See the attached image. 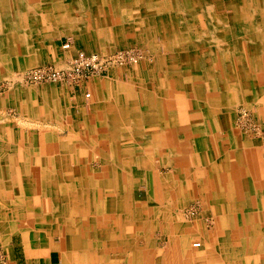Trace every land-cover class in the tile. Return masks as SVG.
Wrapping results in <instances>:
<instances>
[{"label":"bare ground","instance_id":"6f19581e","mask_svg":"<svg viewBox=\"0 0 264 264\" xmlns=\"http://www.w3.org/2000/svg\"><path fill=\"white\" fill-rule=\"evenodd\" d=\"M17 1L23 0H0V37L4 36L0 42L5 45H12L19 34L41 30L38 25L42 18L40 14H35L32 23V18L22 14L25 8L22 13L6 10V4L18 10L15 5ZM66 1L74 4L71 10L79 4V0ZM38 2L52 3L51 22L67 27L66 19L60 21L63 16L59 15L65 0H36V4ZM201 2L208 3L204 0H115L116 23H112L110 29L132 40L138 33L144 37L152 36L151 32L157 33L163 51L158 54L153 52L156 54L155 66L161 69V75L150 74L152 66L140 64L136 68L139 76L133 79L137 83L143 82L146 91L140 95H127L129 106H121L120 116L115 120L105 113L94 116L98 121L91 126L94 132L90 138L105 153L102 163L108 179L85 164L84 173H78L76 167L88 158L87 152L70 142H57L48 131H42V134L30 141L24 137L28 143L24 141L25 145H20L19 149L16 145L11 146L8 156L1 154V240H4V235H7L11 227L23 230L25 234L30 233V238L26 236L29 239L27 243H36L35 255L60 250L59 264H115L110 254H118L119 258L123 255L120 259L126 262H134L138 257V263L154 264L156 258L148 249L153 248V242L148 238L149 229L159 227L162 239H169L174 234L171 233L173 229H186L199 242L194 245L195 254L189 252L185 255L190 261L177 255V244L173 241L170 242L171 252L167 249L168 253H163L160 259L167 260V264H194L202 239L198 233L201 227L170 219L168 209L157 206L165 202L161 193L157 201H149V195L146 194L145 203L137 206L130 204V176L132 167H135L143 171L146 192H156L155 197L161 189L173 185L176 187L174 191L177 193L167 202L170 206L181 200L194 199L199 190L205 208L209 206L218 216L215 232L210 234L207 243L210 250L209 257L204 258L207 262L216 257L236 264L237 250L231 252V248L237 245L235 237H242L244 247H250L253 253L254 262L261 259L264 264V182L257 181V186L251 189L253 193H248L246 181L240 182L238 179V188L245 192L236 196L233 203L230 195L233 190L231 185L226 184L231 174L223 154L224 148L221 147L235 145L232 139H224L228 128L226 117L233 104H257L260 110L264 108V98L260 97L262 87L256 84L264 79V0H253L245 6L226 2L233 22L237 20L238 26L242 27L239 32H229L226 26L211 28L210 18L204 12L207 7H202ZM120 3L124 7H117ZM152 16L161 18L159 26L154 24ZM139 17L143 20L136 21ZM74 18L72 14V22H76ZM194 20L199 22V28H194V32H179L181 21L190 22L191 25ZM97 24L104 26L99 28L101 33L104 32L103 28L107 29L106 23L100 21ZM224 32L228 34L224 35ZM230 33L238 35L231 36ZM219 78L224 81L223 85H219ZM27 97L33 98L29 93ZM104 97V101L109 100V97ZM30 109V106H26L27 113ZM85 136L90 139L87 132ZM155 166L170 167L172 175L163 179L153 178ZM62 176L83 177L80 179L84 188L73 186L70 191L65 188L66 185H61V182L66 183ZM257 199L262 203L257 204ZM117 203L120 204V214H117ZM232 203L238 208V214L225 212ZM153 206L157 208L150 211L149 208ZM221 209L224 210L220 212ZM245 210L252 211L253 217L250 220ZM151 212L156 216L150 220L148 214ZM235 219H238V223L234 222ZM170 220L172 223L168 228L166 222ZM248 222L250 230L245 227ZM19 224L22 227L19 228ZM29 229L33 231L29 232ZM50 230L53 237L46 234ZM134 230H140L144 237L141 252L135 248L136 241L122 240ZM34 231L39 234L35 236ZM204 236L208 237L205 233ZM128 237L132 238L133 235ZM60 242L64 245L62 250Z\"/></svg>","mask_w":264,"mask_h":264},{"label":"crops","instance_id":"0c3cea01","mask_svg":"<svg viewBox=\"0 0 264 264\" xmlns=\"http://www.w3.org/2000/svg\"><path fill=\"white\" fill-rule=\"evenodd\" d=\"M102 1L103 0H79L78 5L81 8H79V6L76 5L77 6L76 9L71 10L74 4H72L71 1L65 0V2L61 4V10H60L59 15L60 17L61 15L63 16V18H60V21H64V18L66 19L65 22L67 23L66 24L67 27H63L61 25L60 31H63V32H59L60 34L58 35V37L57 36L53 37L52 29H51V25H52V22H51L52 12L51 11L53 10L52 3L50 2H48L47 4L44 3L45 4L44 5L43 3H40V2L36 4V0L17 1L15 5L18 7V10H15L14 6H12L13 8H11V6L6 4L7 5L6 10L10 12L19 11L20 13H22L25 8V13H22V14H24V17L32 18L31 20L32 23L35 20L36 13L40 14L42 18L39 19L41 23L38 24L41 29L40 32H29L25 34H19L17 35L18 39L14 40L12 42V45H5L2 43V41L0 42V77H2L3 75H7L10 70L14 71L20 68L21 66H25V65L28 66L38 61L42 62V61L49 60L51 58L52 51H55V49L60 48L59 45L65 41H69L72 46H75V45L79 46L80 44H83V46L87 49H89L90 47V48H93L92 50H100L101 48L108 46L115 38L122 37L124 35L123 33H116L114 32V30L110 29L111 25H113L112 23H116V19H115L116 14H114L115 13L114 6L116 5L115 0H104L103 2ZM251 1L253 0H237V1L236 0H226V1L220 0L219 2H221L220 5L222 6V8H224V4H225V8H224L225 13L220 14V17L226 16V18L223 19V21H217L216 20L217 17H214V16L212 17L213 10L212 11L207 10L206 11L207 16H209L210 22L212 23V24L210 23V27L217 28V27H222L221 25H223L230 29L229 32H232L233 30H235L236 32H239L242 27L238 26L237 20L235 21V23L233 22L234 20L232 18L231 10L226 7V2H230V4L232 2H235L239 5L245 6V5H250L251 3L249 2ZM80 2L82 3L81 5H80ZM204 4L206 6L207 4H210V3L208 2L207 4L206 3ZM118 5L120 6H117V7H120V8L124 7V4L120 3ZM94 6L95 8L93 9ZM41 8L43 9V11ZM72 14L76 17V19L74 18L76 22L71 21ZM152 18H153L152 20L154 24H156V26H159L158 25L159 22L162 21L161 18H159L158 16H152ZM138 19L143 20V18L139 17L136 19V21ZM100 21L103 24L104 23L107 24V29L103 28L104 32L102 33L100 31L101 29L100 27L103 25L97 24ZM215 25L217 26L215 27ZM93 29L95 31L92 33L91 30ZM45 32L47 34L51 32V34L47 35L45 34ZM223 34L226 35L228 33L224 32ZM229 35L237 36L238 34L230 33ZM43 37H46V38H43ZM0 38H4V36H1ZM84 38H91L92 40L95 39L96 41L93 40L92 42H86V40L84 41ZM91 39L89 40L91 41ZM111 39L113 40L111 41ZM151 66L152 67L150 69L152 70L154 69L156 71L155 74L157 73L161 75L160 68L156 67L155 64H152ZM218 70L219 69H216V71ZM219 80H220L219 85H223L224 81L221 80L220 78ZM136 84L138 83L134 82L133 78L129 79L128 81H122L120 79H115V78L94 80L90 83L88 87V89L89 88L90 89L87 91L90 93V96H91L90 102L89 101L82 102L79 99H74L72 101L70 97H67L65 93H62L61 91L59 93L53 91L55 90L54 88L50 89L48 93L43 92V91L40 92V90L38 91L36 89H33L31 91L17 90V91H14L13 93L11 92L12 94H9L6 99H3V98H2L3 100L1 99L3 101V102L1 101V104L5 108L0 109V116H9L7 115V111H12L13 117L22 119L23 122L25 121L24 123L22 122V124L32 125L35 123V125L33 126H39V130H35V129L30 130V129L21 127L20 125H17L18 121H16L15 123L12 122L14 123V125L12 124L13 127L9 128L8 127L9 125L8 126L4 125L8 121V119L7 121H2L3 125L1 126L2 129H0V150L4 152L5 156H7L10 153L9 148L11 146L16 145L17 149H19L20 145H25V142H27V140L25 141L24 137L26 138L28 137L30 141V139H33L35 136L36 137L39 136L42 131H46V130H48L51 133V136L55 138V140H57V142L59 143L70 142L71 145H86L89 143L90 140L88 138L87 139L85 138L86 137L85 133L87 132L90 138L92 135L91 133L94 132L93 129H91V126L95 124L94 116L105 113L104 115L113 116L114 120L118 118V116H120L119 112L121 111L120 110L121 106H125V107L129 106L126 96L127 95L133 96L135 94L141 93V89L139 88V85H136ZM256 84L261 85L263 92L260 95V97L264 98L263 97L264 96V79L258 81V83ZM140 86H144V83L140 82ZM129 91L131 92L129 93ZM23 92H28V93L33 92L36 94V97L29 98L30 96L27 97V94H24ZM55 93L57 95H55ZM104 96L109 97V100H107L108 101L107 104L105 103L106 100L105 101L103 100V98H105ZM68 98L71 100V103H72L71 104L72 106H70V108H67V104L70 103V101H67ZM26 106H30L31 108L28 111V113L26 111ZM19 123L21 122L19 121ZM14 126H15V129H14ZM42 126L44 127V129H41L43 128ZM59 131H62L64 133L66 132V136L64 138L62 137L57 138L56 133H58ZM34 145H36L35 142H34ZM221 147L224 148L223 154L226 159V164L230 171L229 174H231L228 176V180L226 184L231 185V189L233 190V192L232 193L229 192V193L230 195H232L231 197L232 202L235 203L234 198L241 196V194H243L241 192L243 191L245 192L244 189L238 188V186L240 187L239 185L240 183L239 184L236 183L238 179L240 182H243L244 180L246 181L245 188L248 191V193H253L255 185L257 186V181L264 182V173H263L264 172V145H238V143H235V145H228V146L221 145ZM249 165L251 168L249 167ZM244 168H246L247 171L246 169L244 170ZM132 169H133V172H132V175L130 176V182L132 184L131 186L132 191L131 192L129 191V196L132 198L133 203L140 204V202L139 201L137 202L136 200L135 192L139 191L142 188H145L147 191V188L145 187V183H144V175L142 173L143 171L135 167H132ZM249 169L250 170L252 169L251 172ZM243 173L247 175L245 176L243 175ZM80 178L83 179V177H80ZM80 178L78 176H74L73 178L62 176V180L66 183L72 182V181L81 182L82 180ZM145 193L147 194V192ZM201 196L202 195L200 194L199 190H198V193L196 191V197L194 198V200H189L186 206H188L190 202L198 201L200 205V209H201L200 213H204V215H210V214L213 215V212L212 210L209 209L210 208L209 206L205 208V203L204 201L201 200L202 198ZM233 203L230 205L229 209H225V212L227 214L229 213L238 214L239 210L238 208H236V205ZM233 206H235V208H233ZM168 210L169 212H171V214H174L176 212L171 209H168ZM223 210L224 209H221L220 212H222ZM244 212L248 214L247 219H251L253 217L252 211L245 210ZM203 219L204 218L202 217L201 220H197V221L194 220L193 223H201L204 221ZM234 222L238 223V219H235ZM20 227L22 226L19 225V228ZM246 227L250 228L249 222L246 224ZM157 229H160V228H157ZM30 231H33V230L29 229V232ZM209 232L211 234L213 233L211 231ZM8 234L9 232L7 233V237L9 240L0 239L1 240L0 244L6 247L8 245L13 246V242H14L13 237L19 238L16 235H13L10 238L11 234L9 236ZM21 234L30 238V233L25 234L24 232H21ZM38 234L39 233L35 232V236ZM46 234H48L50 237L54 236L51 230L47 232ZM53 240L54 242H56L55 238ZM18 241H19L18 242L19 245L22 246V249L25 252L23 264H59L60 263V257H61L60 250H49L47 254L35 255L34 252L36 249L35 248L36 243L33 242L32 244H29L28 247H26L25 243H23L20 238L18 239ZM163 243L167 245V243L165 242ZM60 247H61V250L64 248V245L61 242H60ZM208 251H209L208 249H204L203 253L206 254ZM212 255L214 256V254ZM20 261H21L20 259H17L15 256L11 255L5 260V263L3 264H20L19 263ZM158 261H159V264H167V260H165L164 258L159 259ZM253 261L254 259L250 261V259H247V257H244V258L240 257V259L236 261V264H252ZM204 262H206V264H235L233 263V261L228 262V259H222V258L216 259V257H214L213 261L210 260L209 262H207L204 259ZM260 262H261V259H259L258 262L256 263L260 264Z\"/></svg>","mask_w":264,"mask_h":264},{"label":"rangeland","instance_id":"374dc122","mask_svg":"<svg viewBox=\"0 0 264 264\" xmlns=\"http://www.w3.org/2000/svg\"><path fill=\"white\" fill-rule=\"evenodd\" d=\"M193 1L197 2L199 0H193ZM204 1L210 3V4H207L205 6V4L201 2L202 7L208 6L207 8L204 9L205 13L207 10H209V11L213 10L212 17L213 16L217 17V19H216L217 21H220V19L226 18V16H222V18H220V14L225 13L224 12L225 11V9H224L225 4H224V8H222V6L220 5L221 2H219L220 0H204ZM143 2H144V0H143ZM140 4L144 5L141 2H140ZM198 6H200V5H198ZM179 9H180V11L183 10L182 8H179ZM221 11H223V12H221ZM227 18H229V17H227ZM169 23H171L173 25L172 22H169ZM189 23L190 22H187V21H181L180 22L181 27H180L179 32H188V31L194 32L195 31L194 28H199V22H196L194 20V21H192L191 25ZM51 26H52L51 28L53 30L52 31L53 37L58 36L59 32H63V31H60V27H61L60 23H52ZM216 26L217 25H215V27ZM221 26H223V25H221ZM218 28H220V27H217V29ZM94 31H95L94 29L91 30L92 33ZM197 31H199V30H197ZM151 33H152V36H150V37H144L143 34L138 33L134 36L133 40L131 38H129V39L124 38L123 36L117 37L114 40L111 39V41L113 40L110 43L111 45H108L107 47H103L100 50H92L93 48H90V47H89V49H87L83 46V44H80L79 46H77V45L72 46L71 45L70 50L65 51L61 48V45L64 42L61 43L59 45L60 48L55 49V51H52L51 58L49 60L42 61V62L38 61V62L33 63L31 65H28V66H26V65L21 66L20 68L14 70V71L10 70L7 75H3L2 77H0V109L5 108L1 104V101L3 99H6L9 94H12L14 91H17V90H22V91L23 90H29V91H31L33 89H36L38 91L40 90V92L43 91V92L48 93L50 89L54 88L55 90H53V91H55L57 93H59L60 91L62 93H65L67 95V97H70V99L72 101L74 99H79L82 102L83 101H85V102L89 101L90 102L91 96L89 98H87V97H85V94L88 93L90 95V93L87 91L90 89V88L88 89V87L92 81L99 80V79H107V78H115V79H120L122 81H128L131 78H137L139 76V73H138L139 71L137 72L136 68L139 67L140 64L145 63V64H147V66H151L152 64H155V60H156L155 55L156 54L153 51H156V53L158 54V52L163 51L162 50L163 48L159 45L160 39H159L157 33H155V32L154 33L151 32ZM89 39H91V38H84V41L85 40H86V42H92L93 40L96 41L95 39H93V40L91 39V41ZM125 49H134V50L139 51L141 53L142 57L137 64L128 65V66H121V67H117V66L113 67L105 75H97V76L90 77L89 79L86 80V82L83 83L82 86H80L78 88L77 87L76 88L71 87V85H68L64 82L60 83V82L46 81V82L39 83V84H29V83H26L25 80L23 81V74L25 73L26 70H28V68L30 69V67L33 68L36 66H40V65H42V63H43V65L45 63L46 64H56V65L64 64L65 61H67L69 58L73 57L77 51H81L84 53L109 54V53H112L114 51H120V50H125ZM162 55H163V53H162ZM155 72L156 71L153 69V70H151L150 74L155 73ZM136 85H139V88L141 89V93L143 91H146L145 86H140V83H138ZM23 93L27 94L28 92H23ZM29 94L32 95L33 98L36 97V94L33 92H31ZM140 94H138V95H140ZM70 99L69 98L67 99V101H70V103L67 104V108H70V106H72ZM105 102H108V101H105ZM259 110L260 109H259L257 104H255V105L254 104L248 105L246 103L233 104V107L230 110L228 118L226 117V124H227L228 128L226 130L227 135L224 137L225 141H227V140L230 141L232 139L231 141L233 143L234 142L238 143V145H264V108L261 109L260 111ZM260 112H261V114H259ZM12 114H13L12 111H7V115H9V116H0V129H1V126L3 125L2 121H7V119H8V121L4 125H7V126L9 125L8 126L9 128L13 127L14 123L16 121H18L17 125H20L21 127H24L26 129H30V130L31 129L32 130H34V129L39 130V126H33V125H35V123L34 124L31 123L32 125H24V124H22V122H23L22 119H18L17 117H13ZM19 121L21 123H19ZM95 121L97 122L98 119L94 118V122ZM12 122H14V123H12ZM14 129H15V126H14ZM41 129H44V127ZM46 131H48V130H46ZM42 133L43 132H41L40 134H42ZM48 133H50V132L48 131ZM65 136H66V132L64 133L62 131H59L58 133H56L57 138H60V137L64 138ZM89 140H90L89 143L86 145H78L79 147H82L85 150V152H87L86 157H88V158L83 159V164L78 165V167H80V171H79L78 167H76V171L80 174H83L84 173L83 167L85 164L86 166L91 168L93 171H95V170L99 171V173L101 174V176L104 179H106V178L108 179L109 177H108V175H106L107 172H105L103 169L104 168L103 163L105 160V153L101 149H99L98 147L95 146L96 144L91 140V138ZM21 151L22 150H20L19 152H21ZM2 153L4 154V152H0V156ZM80 162L82 163V161H80ZM153 170H154L152 172L153 178L155 177L157 179L158 178L163 179L165 177H169L172 175V169L170 167L157 166V168H156V166H155ZM58 178H60V177H58ZM148 179H150V178H148ZM70 180H72V179H70ZM135 182H136V180H135ZM71 183H73L74 185H72ZM61 185H63V186L66 185L65 188L69 189L70 191L73 190V188H74L73 186L78 187L80 189L84 188V184L82 181L81 182L73 181V182H67L64 184L61 182ZM149 185H150V183H149ZM175 188L176 187H174V185H173V187L170 186L169 188H166L163 190L161 189L159 192L157 191L156 197H155L156 192L149 191V192H147V194L149 195V197H148L149 201H151V200L157 201L158 196L161 193V196H163L162 200H164L165 202H164V205H157V206H159L161 209H165V207H166L167 209H171L173 211H176L174 214H171V212L168 213L169 214L168 217L169 218L171 217L170 219L173 220V218H174L177 221L183 222L184 224L185 223H188L191 225L195 224L194 226H196V228L201 227V229H200L201 231L198 233L201 235L202 239L200 238V240H201L200 246H199V248L196 252V255H195L197 260H195V258H194V260L196 262H194V260H193L191 263L194 262V264H206V262L205 263H204V261L201 262V260L204 259L205 257H209L208 255L210 254V250L208 249V246H207V243L209 241V237L211 234L209 231L213 232L215 230V226H216L217 221H218V219H217L218 216H215V213H213V215L212 214L204 215V213H200L201 209H200V205H199L198 201L190 202L188 204V206H186L188 201H183V200H181L180 203L177 202V203L172 204L171 206L168 205L167 202L170 201L172 196L177 193L174 191ZM131 191L132 190H130V192ZM145 192H146L145 188H142L139 191L135 192L136 200L139 201L140 204H143L147 198ZM263 196H264V193H263ZM106 197H108V196H106ZM258 199H260V198L258 197ZM258 199H257V204H260V203H262V201H264V199H263L260 202V201H258ZM191 200H194V199H191ZM130 204H133L135 206L138 205V204H135L133 202H131ZM130 204H129V206H130ZM157 206H153L152 208L150 207L149 210L152 211L155 207L157 208ZM116 209H117V214H120V204L117 203ZM153 216H156V214H153L152 212L148 214V217L150 218V220ZM202 217L204 218L203 222L193 223L194 220H196V221L201 220ZM51 219H52V217H51ZM152 220L154 221V219H152ZM172 220L166 222V226L168 228L171 227ZM248 220H250V219H248ZM132 221H134V220H132ZM19 225H22V224H19ZM197 225H199V226H197ZM12 228L13 227H11V230H9L8 236L11 234L10 235V238H11L13 235H16L22 240L23 243L24 242L27 243V241L29 239L26 236L24 237L23 234H21V232L23 230H20V229L16 230V228H13V229ZM157 228H159V227H155V228L152 227L151 230L149 229V231H148V238H149V240H152V242H153V248L148 247V249L151 252V255L156 258L154 261V264H159L156 260L160 259V256L163 253L167 254L168 253V252H166L167 249H169L168 251L171 252V247H170L171 241H173L177 244V255L179 257L183 258V260L190 261V259H187V257H185V255H187L189 252L193 253L195 250L194 249L195 243L197 242L199 244V242L197 239L194 238L193 235H191L190 232L188 233L189 230L187 231L186 229H183L180 231L179 230L175 231L173 229V231L171 233H174V234L170 235L169 239L168 238L166 239V237H164L165 239H162L161 230L157 229ZM246 229L250 230V228H248V227H246ZM0 230L2 231L1 227H0ZM206 231H208V232H206ZM204 233L206 235H208V237L204 236ZM128 235H130V236L133 235V237L129 238ZM5 236H7V235H4V240H9L8 237H5ZM163 236H165V235H163ZM213 237H215V235ZM19 238L13 237V241H14L13 246L8 245L6 247V246H3L0 244V263L1 264L5 263V260L11 255L15 256L17 259H20L21 261L19 263L23 264L25 252L22 249V246L19 245V243H18ZM143 238L144 237H142V232H140V230H134L133 232L127 233L126 237L125 238L123 237L122 240L136 241L135 244L137 246L135 245L136 246L135 248L137 250H139V252H141V251H143V250H141V248L144 246L143 245V241H144ZM235 238L237 239V242H236L237 245H235L234 248L233 247L231 248V252H234L237 250L238 259H240V257L241 258L247 257V259H250V261H252L253 260V253H252L250 247H247V248L244 247V242H243L242 237H239V238L235 237ZM163 242L167 243L168 246L166 244H164ZM243 247L245 248L244 250H243ZM204 249H208L209 251L205 254V253H203ZM193 254H195V252ZM111 256H113V259L115 260V264H142L140 262L138 263V260H137L138 257L134 262H126V261H122V259H120V258H123V255L120 258L118 256V254H110V257ZM139 258H140V255H139ZM176 263H178V262H176ZM254 263L255 262L253 261L252 264H254ZM255 264H258V263H255ZM260 264H263V263L260 262Z\"/></svg>","mask_w":264,"mask_h":264},{"label":"built area","instance_id":"2783aa9c","mask_svg":"<svg viewBox=\"0 0 264 264\" xmlns=\"http://www.w3.org/2000/svg\"><path fill=\"white\" fill-rule=\"evenodd\" d=\"M61 48L70 50L71 43L65 41ZM142 55L134 49L114 51L109 54L84 53L77 51L64 64H44L30 68L23 74V81L29 84H39L46 81L64 82L71 87H80L87 79L97 75H105L113 67L135 65ZM85 97H89L86 93Z\"/></svg>","mask_w":264,"mask_h":264}]
</instances>
